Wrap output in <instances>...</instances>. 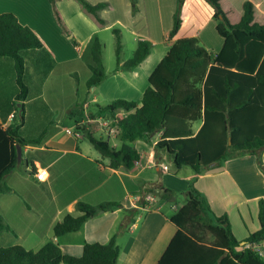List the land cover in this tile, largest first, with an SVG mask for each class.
Returning <instances> with one entry per match:
<instances>
[{
  "label": "crops",
  "instance_id": "1",
  "mask_svg": "<svg viewBox=\"0 0 264 264\" xmlns=\"http://www.w3.org/2000/svg\"><path fill=\"white\" fill-rule=\"evenodd\" d=\"M89 2L93 5L106 3L100 11L105 24L86 12L78 0H58L55 5L49 0H0V13L16 15L45 46V49L23 51L27 67L25 81L30 88L23 107L16 101L15 61L0 57V122L4 128L15 122L17 106L22 108L20 112H24V123L20 128L23 136L38 138L46 133L43 143L23 148L19 167L7 177L12 190L0 194V214L11 229L2 232V235H6L5 246L22 245L34 251L51 240L61 247V240L73 235L82 238L79 244L82 248L85 242L109 243L116 235L120 255L126 253L123 264H158L177 232L171 217L186 201L185 192L195 176L193 168L184 166L176 169L167 153L155 154L154 145L161 139L162 131L152 138V142L144 139L135 141L142 158L133 168H113L109 159L103 157L91 143L83 142L85 137L76 133V122L68 116V112L78 103H84L88 112L94 110L95 103L106 104L119 98L141 101L149 86V76L175 41L197 37L201 45L216 54L222 50L224 37L217 30L215 9L207 0L184 1L182 24L173 37L170 32L178 0ZM55 7L70 34H66L61 27ZM113 28L122 32L123 61L131 58L125 57L126 40L133 54L140 41L152 43L151 54L133 69L107 75L97 87L90 89L87 85V89L80 92L78 66H86L87 81L91 76L89 63L92 56L85 58L83 52L86 44H90L91 38L97 34L113 33ZM49 55H52L54 65L47 71ZM52 77H55L52 88L56 97L51 96L48 100L46 86ZM203 123V119L193 123L194 134ZM109 137L113 145L118 144V137ZM262 159L264 161V152ZM23 161L24 168L21 167ZM32 161L39 166L36 177L29 171ZM163 165H168L169 169L164 170ZM159 180L177 191L183 203L179 205L178 200H165L152 193L148 194L153 197L152 201L141 196L145 183ZM196 186L207 196L217 214H228L239 240L260 229L259 201L264 199V173L255 155L247 154L214 163V167L199 175ZM80 201L93 206L108 201L120 205L99 211L76 232L54 237V226L66 214H81L77 208ZM130 210H135V217L125 226L129 230L125 232L120 227ZM83 229H86V235ZM258 245L264 258V240Z\"/></svg>",
  "mask_w": 264,
  "mask_h": 264
},
{
  "label": "trees",
  "instance_id": "2",
  "mask_svg": "<svg viewBox=\"0 0 264 264\" xmlns=\"http://www.w3.org/2000/svg\"><path fill=\"white\" fill-rule=\"evenodd\" d=\"M49 1L55 5L58 0ZM78 1L86 12L105 24L100 11L106 3L93 5L89 0ZM184 1L178 0L171 37L181 27ZM207 1L215 9L217 30L224 37L220 52L210 53L197 37L180 38L149 76V86L141 101L119 98L106 104L95 103L94 110L88 112L84 103H78L69 110L68 116L76 122L75 131L108 158L113 168H133L142 158L135 141L152 142L160 131L163 134L154 145L155 154L167 153L176 169L193 168L195 176L185 192L186 201L171 217L177 232L158 264H264L261 253L246 246L264 240V199L259 201L260 229L239 240L228 214H217L207 196L196 186L199 175L214 167V163L247 154L256 156L264 173V0ZM55 13L64 32L70 34L56 7ZM113 33L116 40L115 72L133 69L151 54L152 43L140 41L133 56L123 61L121 29L113 28ZM36 48L45 49V46L30 27L23 25L13 13H0V57L15 61L16 101L21 107L30 93L25 81L27 67L23 51ZM103 49L104 43L95 36L90 45L91 76L87 81L90 89L97 87L108 74ZM49 56L47 71L54 65L52 55ZM21 107L16 106L15 122L6 128L0 122V194L12 190L7 177L22 161L18 157V146L23 149L30 144L39 145L44 142L46 134L44 132L38 138L21 134L24 123ZM119 110H126L128 114L115 116ZM88 116L115 117L114 123L119 129L118 144L113 145L109 136L99 134L94 124L86 122ZM201 119L204 123L194 134L193 123ZM38 170L39 166L30 162L29 171L33 177ZM141 190L143 198L152 193L173 202L179 195L160 180L145 183ZM119 205L108 201L93 206L80 201L77 208L81 214H66L54 226V237L76 232L100 209L107 211ZM127 214L120 230L132 221L135 210ZM10 229L0 214V232ZM119 257L116 235L106 244L85 242L80 256L65 253L53 240L38 251L22 245L0 247V264H118Z\"/></svg>",
  "mask_w": 264,
  "mask_h": 264
},
{
  "label": "rangeland",
  "instance_id": "3",
  "mask_svg": "<svg viewBox=\"0 0 264 264\" xmlns=\"http://www.w3.org/2000/svg\"><path fill=\"white\" fill-rule=\"evenodd\" d=\"M69 32H70V29H69ZM95 36H98L99 38H101L103 40V42H105V47H104V52H103V55H104L103 56V61H104V65L106 66L107 71H108L107 75L108 76L109 75L112 76L113 73H117V72L114 71L115 67L117 66L116 53H115V35L112 33V31H106V32H103L101 35L97 34ZM95 36H93L91 38L92 40H91L90 44H88V43L86 44L87 46H86L85 50L83 51L85 58H90L91 57L90 45H91V43H92V41H93ZM126 43H127V47L125 48V57H132L133 56V51L131 50L130 45L128 44L129 41L126 40ZM78 68H79V78H78L79 83H78V87L80 89V92H83V91H85L87 89L86 72L88 70H87V68H86V66L84 64L82 66H78ZM32 72H34V71H32ZM54 78L55 77H52L48 81L47 86H46V88H47L46 99L48 98V100H49V97L51 99V96H55L56 97V94L54 93V90L52 88V86L55 85L54 84V80H55ZM73 80L75 82L76 78L74 77ZM32 89H34V85H32ZM95 128L98 130V128L96 126H95ZM99 134H100V132H99ZM99 134H97V135H99ZM99 136H101V135H99ZM107 137H108V135H107ZM83 142L90 143V141L88 139H86V138L84 139ZM21 167H23V168L25 167V161L22 162ZM178 197L179 198H177L176 201L178 200V203L180 205L181 203H183V200H182L181 195L178 196ZM102 210H104V209H100L99 211H102ZM125 228L126 227H124L125 232H129V230L125 229ZM82 231H83V233L85 235L87 234L86 229H83ZM2 232H7V231H2ZM2 232H0V246L1 247L6 245V243L4 242L5 241L4 238L6 237V235H2ZM85 235H83L82 237H84ZM81 239L82 238L80 236H78V235H73L72 237H64L61 240V247H62L63 251L65 253L71 254V255H76V256L81 255L82 251H83V248L79 245ZM124 254H126V253H122L120 255L119 264H123V256H124Z\"/></svg>",
  "mask_w": 264,
  "mask_h": 264
},
{
  "label": "built area",
  "instance_id": "4",
  "mask_svg": "<svg viewBox=\"0 0 264 264\" xmlns=\"http://www.w3.org/2000/svg\"><path fill=\"white\" fill-rule=\"evenodd\" d=\"M127 114L128 112L126 110H119L115 116H126ZM85 120L88 123L94 124L98 128V130L102 131L105 135L116 137L119 133V129L114 123L115 117L98 116L97 118H91L88 116V118ZM163 169L168 170L169 166L163 165ZM146 199L148 201H152L153 197L151 195H147ZM246 246L253 247L255 250L261 253V249L258 244L252 245L251 243H248Z\"/></svg>",
  "mask_w": 264,
  "mask_h": 264
},
{
  "label": "water",
  "instance_id": "5",
  "mask_svg": "<svg viewBox=\"0 0 264 264\" xmlns=\"http://www.w3.org/2000/svg\"><path fill=\"white\" fill-rule=\"evenodd\" d=\"M231 138H229V144H231ZM22 148L20 146H18V157H19V160H21L22 158ZM103 211V210H102Z\"/></svg>",
  "mask_w": 264,
  "mask_h": 264
}]
</instances>
